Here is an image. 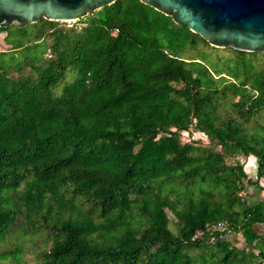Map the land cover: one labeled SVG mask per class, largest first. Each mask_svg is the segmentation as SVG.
Instances as JSON below:
<instances>
[{"label": "trees", "instance_id": "1", "mask_svg": "<svg viewBox=\"0 0 264 264\" xmlns=\"http://www.w3.org/2000/svg\"><path fill=\"white\" fill-rule=\"evenodd\" d=\"M60 23L0 26V264H264V53L140 0Z\"/></svg>", "mask_w": 264, "mask_h": 264}, {"label": "water", "instance_id": "2", "mask_svg": "<svg viewBox=\"0 0 264 264\" xmlns=\"http://www.w3.org/2000/svg\"><path fill=\"white\" fill-rule=\"evenodd\" d=\"M114 0H0V26L40 18L74 21ZM211 45L264 53V0H140ZM13 19V20H12Z\"/></svg>", "mask_w": 264, "mask_h": 264}, {"label": "crops", "instance_id": "3", "mask_svg": "<svg viewBox=\"0 0 264 264\" xmlns=\"http://www.w3.org/2000/svg\"><path fill=\"white\" fill-rule=\"evenodd\" d=\"M253 157H254L253 155H250L247 157L249 159V164L252 166L251 172H249L248 165L245 166V170L248 173V176L252 180H255L256 179V161L254 160ZM241 158L243 160L242 155H241ZM246 163H247V160L245 162V165ZM244 195L249 204L261 202L264 207V178H259L257 183L254 182L252 185H246V188L244 190ZM254 229H256V233L259 237L264 238V220L255 222ZM232 238L234 239L235 244L239 245L241 248L246 245V240L241 230H238V232H234L232 235ZM261 248L264 250V245ZM255 251H258V249H255Z\"/></svg>", "mask_w": 264, "mask_h": 264}, {"label": "rangeland", "instance_id": "4", "mask_svg": "<svg viewBox=\"0 0 264 264\" xmlns=\"http://www.w3.org/2000/svg\"><path fill=\"white\" fill-rule=\"evenodd\" d=\"M60 25H62V22H65L64 24H66L67 26L68 25H71L73 23V21H60ZM4 35H5V32H2L0 33V50H6L10 47V44H7L5 41H4ZM10 39V38H8ZM9 42V40H6ZM222 52H224V54H228L227 51H224V50H219V49H216V50H212L211 52V55L212 56H215L216 54H221ZM230 52V51H229ZM263 57V58H262ZM261 61L264 60V56H261ZM70 77L73 75L72 73L68 74ZM195 136V137H199L200 136V133L197 132V130H194V132H192L190 135L188 132H184V138L187 139L189 138L190 136ZM202 135V134H201ZM254 158V157H253ZM243 160H247V163L245 166L248 165V169H249V172H251L252 170V166L249 164V159L246 157L243 156ZM255 160V158H254ZM43 241V236L42 234H35L33 236V239L32 241H24V252H25V256L29 259L28 260V264H32V256L30 255L31 253L27 252V249L29 248L30 250L31 249H34L36 248L37 245L41 244Z\"/></svg>", "mask_w": 264, "mask_h": 264}]
</instances>
